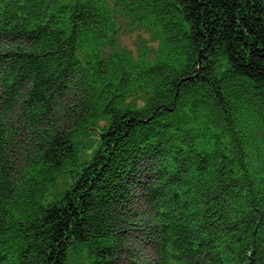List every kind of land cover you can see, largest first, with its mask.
I'll return each mask as SVG.
<instances>
[{
  "label": "trees",
  "instance_id": "trees-1",
  "mask_svg": "<svg viewBox=\"0 0 264 264\" xmlns=\"http://www.w3.org/2000/svg\"><path fill=\"white\" fill-rule=\"evenodd\" d=\"M0 264H264V0H0Z\"/></svg>",
  "mask_w": 264,
  "mask_h": 264
},
{
  "label": "rangeland",
  "instance_id": "rangeland-1",
  "mask_svg": "<svg viewBox=\"0 0 264 264\" xmlns=\"http://www.w3.org/2000/svg\"><path fill=\"white\" fill-rule=\"evenodd\" d=\"M122 8H119V11ZM120 26V43L125 44L132 50V54L138 55V49H146L150 55L158 48V38L154 33L148 31L137 17L132 18L131 15L126 14L125 11L118 16ZM76 148L78 149L80 157L88 150L89 147V129L81 131L75 137Z\"/></svg>",
  "mask_w": 264,
  "mask_h": 264
}]
</instances>
